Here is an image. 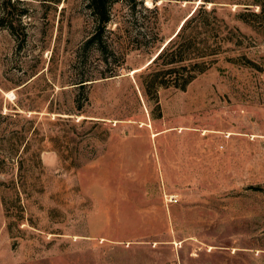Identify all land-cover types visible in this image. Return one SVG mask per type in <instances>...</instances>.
<instances>
[{"label":"rangeland","instance_id":"obj_1","mask_svg":"<svg viewBox=\"0 0 264 264\" xmlns=\"http://www.w3.org/2000/svg\"><path fill=\"white\" fill-rule=\"evenodd\" d=\"M143 1L155 48L203 2ZM215 1L232 41L148 93L125 42L94 75L87 0H0V264H264V0Z\"/></svg>","mask_w":264,"mask_h":264},{"label":"trees","instance_id":"obj_2","mask_svg":"<svg viewBox=\"0 0 264 264\" xmlns=\"http://www.w3.org/2000/svg\"><path fill=\"white\" fill-rule=\"evenodd\" d=\"M119 1L126 4L129 10V18L123 19L122 24L114 13V6ZM202 1L183 19L174 35L155 48L159 42L157 33H152L149 26L147 29L150 35L139 31L138 28L145 27L144 22L137 19L135 10L139 7L157 11L156 5L147 7L143 0H87L94 24L81 49L94 48L100 62L105 65L104 69H97L94 75L101 78L118 75L122 66L120 59H123L121 48L125 42L127 51L144 49L153 53L147 65V76L142 81L145 91L156 92L158 87L184 90L195 77L210 68L222 52L224 43L232 41L230 34L233 28L217 15L216 7L205 6L206 3L216 4L217 1ZM152 3H155V0H152ZM257 5L263 11L264 5ZM133 31L136 33L133 34ZM92 79L81 78L74 84L84 88L86 82Z\"/></svg>","mask_w":264,"mask_h":264}]
</instances>
